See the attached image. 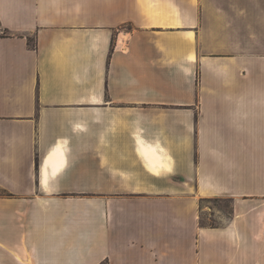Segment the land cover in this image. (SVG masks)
Listing matches in <instances>:
<instances>
[{"label":"crops","instance_id":"0c3cea01","mask_svg":"<svg viewBox=\"0 0 264 264\" xmlns=\"http://www.w3.org/2000/svg\"><path fill=\"white\" fill-rule=\"evenodd\" d=\"M0 264H264V0H0Z\"/></svg>","mask_w":264,"mask_h":264},{"label":"rangeland","instance_id":"374dc122","mask_svg":"<svg viewBox=\"0 0 264 264\" xmlns=\"http://www.w3.org/2000/svg\"><path fill=\"white\" fill-rule=\"evenodd\" d=\"M31 43L35 44V37H31ZM202 222L208 224L223 225L232 215V201L230 199H210L202 203Z\"/></svg>","mask_w":264,"mask_h":264},{"label":"trees","instance_id":"16d2710c","mask_svg":"<svg viewBox=\"0 0 264 264\" xmlns=\"http://www.w3.org/2000/svg\"><path fill=\"white\" fill-rule=\"evenodd\" d=\"M32 44V46H36V43L35 44H33V43H31ZM214 199H220V198H214ZM206 200H210L209 198H203V199H201V206H202V203L204 202V201H206ZM200 223L203 225V226H214V227H218V226H220L219 224H213V223H208V224H206V223H204V222H202V220L200 219Z\"/></svg>","mask_w":264,"mask_h":264}]
</instances>
